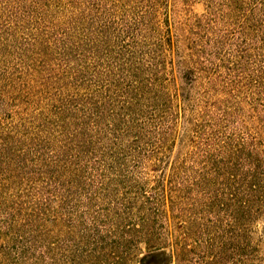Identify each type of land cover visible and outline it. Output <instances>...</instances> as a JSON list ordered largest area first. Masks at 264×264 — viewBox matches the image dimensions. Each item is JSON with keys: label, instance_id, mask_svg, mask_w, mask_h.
Masks as SVG:
<instances>
[{"label": "trees", "instance_id": "16d2710c", "mask_svg": "<svg viewBox=\"0 0 264 264\" xmlns=\"http://www.w3.org/2000/svg\"><path fill=\"white\" fill-rule=\"evenodd\" d=\"M197 1L205 14L174 28L170 0H0V264H139L159 250L170 264H227L262 242L264 0ZM24 26L16 90L7 64ZM236 99L251 127L231 121ZM178 119L202 140L197 169L164 152ZM144 161L153 175H139ZM112 180L158 181L148 194ZM192 180L208 187L209 221L184 205Z\"/></svg>", "mask_w": 264, "mask_h": 264}, {"label": "rangeland", "instance_id": "374dc122", "mask_svg": "<svg viewBox=\"0 0 264 264\" xmlns=\"http://www.w3.org/2000/svg\"><path fill=\"white\" fill-rule=\"evenodd\" d=\"M169 11H170L169 12L170 23L172 26H174V28H177L180 24L182 25L186 23L189 19H193L195 17H200L204 15L205 7L202 2L197 1V0H170ZM24 27H25L24 28L25 30H18V28H16V50L15 49L11 50L10 52L11 57L8 60V64H7L8 68H12L13 66H16V90L19 87H21L20 78H23V76H25L26 74L24 73L25 72L24 66L27 64L28 60L24 57L23 52L24 50L26 51V49H28L29 47L28 45L31 39V33H30L31 31L29 29H26L28 26H24ZM30 56L32 55L30 54ZM31 59L32 60H30L29 62V66L31 68L33 69L38 68L39 70H43L40 67V64H38L37 66L33 65V63H35L34 58L31 57ZM0 68L4 69L3 66H0ZM217 76H219L221 81H224L225 79L224 77H226L224 74H221V73L218 74ZM29 80L31 81V83L36 84L35 83L36 81L33 77L29 76ZM227 81L228 80L226 79V82ZM198 94H199V89L197 88V90L194 91V96L195 95L198 96ZM236 101H240V100L236 99L235 102ZM240 103H242L241 106H235V109L232 110L234 118L231 121L235 123L236 121H239L241 119V120L247 121L246 125L248 127H251L250 125L247 124L249 119L246 118V115H248V113H247L245 104L242 101H240ZM19 106L20 104L16 102V115L21 110ZM178 122H179L178 128L173 131L172 136L170 138V142L167 145H165L164 152L168 154L167 156H168L169 162H178V163L183 162V164L186 167H190L193 170L197 169L196 164L189 161L188 158H190V151L197 149V147L201 143L202 140L200 138V135H198L197 138L196 136L193 137L192 142L190 143L185 133L186 126H187L185 123V120L180 119L179 121L178 119ZM156 144H158L156 140H151L147 143V146H145V149H146L145 156H150L154 153ZM148 162L149 161H144L141 163L142 164L141 167L143 168L138 170V173H140L139 174L140 176L146 177L147 173L149 175H153V173H150L149 171L150 164ZM85 181H86V186L84 187V190H88L89 192V190H93L92 188H99L97 186L101 180H85ZM112 181L113 182L115 181L116 182H121V181L130 182L133 185L131 184L123 185L120 187L121 188H125V187L131 188L132 186H134L133 188L135 192L140 187L142 188L143 192H146L149 194L151 187L154 186L158 180H112ZM183 181L191 184L190 182L191 180H183ZM192 181H193V187H195L196 191L193 193L194 196H191L192 198L191 200L187 199L184 201V205L191 207V209H193V212H194L192 216L194 215V217L198 218V216H201L200 213L205 210L204 206L209 205V202H208V197H209L208 192L209 191H207L205 188L207 186L197 185V183L194 180ZM31 188L32 186L30 184L17 185L16 194L17 192H21L24 190H25L24 192L27 191V194H29L30 192H32L33 194V191H30ZM78 193L81 196L88 195L87 191L83 192V189L79 191ZM210 216L211 215L205 212V214L201 217L206 219L204 220V222H206L210 220ZM223 217H224V227L221 228V230H223L221 240L223 239L226 244H229V237H230L229 235L233 231V234L237 236V228L235 227L234 229H231V225H230L231 222L229 221L228 217L226 215H223ZM178 222H182V221L179 220ZM204 222L201 221L200 223L204 224ZM257 227L259 230L258 233L262 237L261 239L262 242L256 243V245H254L256 247H254V249H251V250H243L241 248L232 250V256L229 257V259H227L229 261L227 264H242V258L240 256L241 255L244 256L245 253H247L248 256L251 259H253L252 261L253 263L251 264H264V219L261 222H259ZM219 240L220 239H218L217 241ZM236 240L237 239H235V241ZM225 248L228 251L229 246L227 245ZM236 248H237V244H236ZM77 249L79 252H82V247H78ZM228 256H230L229 253H228ZM65 264H70V262L67 260ZM139 264H170V263L168 261L167 251L159 250V251H154L150 253L144 252ZM193 264H218V263H216L215 260L213 259L211 260L208 259L205 262L203 261V263L200 262L199 260H196L195 262H193ZM247 264H250V263L247 262Z\"/></svg>", "mask_w": 264, "mask_h": 264}]
</instances>
